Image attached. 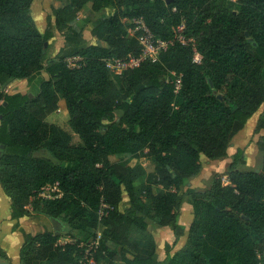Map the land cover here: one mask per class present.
Masks as SVG:
<instances>
[{"label":"trees","instance_id":"16d2710c","mask_svg":"<svg viewBox=\"0 0 264 264\" xmlns=\"http://www.w3.org/2000/svg\"><path fill=\"white\" fill-rule=\"evenodd\" d=\"M34 1L0 0V183L12 201L13 220L24 218L29 206L35 213L45 208L64 228L23 233L22 264H79L76 245L57 242L76 238L65 223L76 232L87 230L91 239L102 202L115 210L102 221L98 264H263L264 140L261 168L245 169V151L238 149L209 189L182 190L200 173L201 156L223 161L235 136L264 108V0H54L64 4L53 17L66 45L50 61L53 17L41 33ZM90 2L95 13L115 11L94 23L95 45L73 28ZM138 19L163 40L185 24L201 63L192 46L176 44L159 61L115 77L106 60L140 53L141 32L129 38ZM70 58L81 59L77 67L69 66ZM42 72L49 79L38 95L5 91L11 82ZM172 72L183 75L178 93L168 82ZM61 100L80 143L46 121ZM262 130L264 111L254 133ZM125 155L151 160L155 172L137 185L128 160L110 161ZM56 184L63 196L44 207L37 195ZM125 195L130 204L121 212ZM186 198L194 220L185 245L172 255L185 235L177 219ZM150 221L175 235L163 261ZM0 260L10 263L1 248Z\"/></svg>","mask_w":264,"mask_h":264},{"label":"rangeland","instance_id":"374dc122","mask_svg":"<svg viewBox=\"0 0 264 264\" xmlns=\"http://www.w3.org/2000/svg\"><path fill=\"white\" fill-rule=\"evenodd\" d=\"M64 6L63 3L61 2H57L54 0H35L34 4H33V17L35 19V22L39 28V30L41 31V33H44L47 28V22H48V17L52 16L53 17V11L54 9L60 8ZM114 9H106L103 10L100 13H95L92 10V3L90 2L88 5H86L81 12L78 15V19L76 20V22L74 23L73 28L82 33L85 41L88 45H95L98 44L96 38H94L92 36V30H93V26L94 23L100 19V18H107L110 17L111 15L114 14ZM52 31H53V38L49 41V46H48V53H47V60H56L57 59V55L59 53V51L66 45V40L64 38V34L61 33L57 28H56V24H55V18H52ZM106 46V45H104ZM49 79V76H48ZM43 78L41 76H37L32 78L31 80H28L29 83H31V89H30V94L32 96H36L40 93V86L41 83L43 82ZM47 80V79H46ZM22 83V82H21ZM6 91V89H5ZM264 108H261V110L259 111V113L263 110ZM59 120H60V128L64 129L65 131H67L69 134L73 135L74 137V143H80L79 138L74 134L70 123H69V118H68V114L66 113V109L64 106H61V109L59 110ZM117 116L120 117L121 113L117 112ZM234 144V140L233 143ZM235 146H231L229 151H228V156L223 160V161H212L207 159L205 156L202 155V159L201 160V171L200 173L192 178H189L186 180V184L182 190V193L186 192L187 189L194 187V189L196 190H207L210 188L211 183L213 178L215 177V175L217 174H225L227 172L228 166L232 163L233 161V156L236 153V150L234 148ZM41 154V153H40ZM43 154V153H42ZM46 154V153H44ZM48 157H50V154H46ZM121 159L123 160H128L131 165L133 166V168L135 169V173H136V180H137V185H141L142 183H144L147 180V177L154 173L156 170V165L149 159H141L140 161H135L133 159H131V155H125L122 158H120L118 161H120ZM251 160L254 159V157H250ZM262 160L260 159V157H258V161L254 162L252 161L250 164L247 163V166L245 169H256V168H261L262 166ZM227 165V166H226ZM161 190V188L159 187H155V191L159 192ZM188 201V198L185 199V202ZM45 202L46 201H41V204L45 207ZM129 199L127 197V195L124 196V201L121 205L120 211L124 212L125 209L127 208V206L129 205ZM190 207L191 208V214L192 217L194 218V211L193 208L191 207V205L189 203H187V205L184 206L185 210L186 208ZM28 209H30V211H28V214L26 216H28L29 214H31L32 217H40L43 220H47V217H49V213L45 210H43V212L39 213V216L37 213H35L33 211V207L29 206ZM40 221V219H38ZM66 226H68V231L71 233L72 237H76L73 238L74 240H78L81 239L82 241H86L90 239V233L87 232V230L85 232H81V231H74L73 229V225L74 224H67L65 223ZM185 229L184 232H186V230H188L189 232V228L188 224H185ZM48 226L49 229L53 230V223L51 224V222H48ZM62 227L64 228L63 224ZM188 227V228H187ZM103 229V228H102ZM169 229V228H168ZM166 231V229H163L162 227H160L159 225L155 224V222H149V231L152 234V236L155 238L157 245H158V254L159 257L162 254L163 257H166V245H170L173 244L175 241V235L172 231ZM101 230V229H100ZM132 236H136L137 233H131ZM185 237V236H184ZM181 238V241H185V239ZM86 239V240H83ZM169 243V244H168ZM178 247H175L173 252L175 251V249ZM264 261V259H263ZM101 264H104V262H102Z\"/></svg>","mask_w":264,"mask_h":264},{"label":"crops","instance_id":"0c3cea01","mask_svg":"<svg viewBox=\"0 0 264 264\" xmlns=\"http://www.w3.org/2000/svg\"><path fill=\"white\" fill-rule=\"evenodd\" d=\"M100 45L106 47L104 46L106 44L102 42L100 43ZM37 76H41L44 80H48V74L45 72H42L40 75ZM30 89L31 83H29L28 80H16L10 83V85L6 88V92L10 95H14L17 93L29 95ZM63 103L66 107V113L69 115L65 100L60 101L59 110L61 109V105ZM59 110L56 113L50 115L46 121L50 124L61 127L59 120ZM263 111L264 109L260 113L258 112L251 120H249L245 129L235 136L234 144H232V146H235L234 148L236 152L238 149H242L245 151L244 159L246 162H248V164H250L252 161L257 162L258 157H260V159L263 161V153L260 151L259 142L264 140V130H262L258 134L254 133L260 115ZM68 118L70 120L69 116ZM250 157H254V159L251 160ZM119 159L120 157L117 156L110 157V161L112 163L118 162ZM201 160H203L202 156ZM192 188L194 189V187ZM187 203L188 202L184 203L182 211L177 219L178 225L181 226L183 229H185V224H188L189 227L194 220L191 214V208L188 207L186 208V210L184 208ZM11 204V199L6 195L4 188L0 183V248L7 253L8 257L10 258L11 264H22L21 251L25 244L23 233L36 235L44 232L45 230H51L49 229L48 222L50 221L52 224V218L48 215L49 217H47V220H43L40 217H32L31 214H29L28 216H25L24 218H21L19 220H13L11 214ZM28 211H30V209H28ZM37 214L39 216V213ZM38 219H40V221ZM168 228L169 227H165L163 229H166L167 231ZM168 231L172 230L169 228ZM184 233L185 241H181L180 239L178 245L176 246L178 248H176L174 252L172 251V255L179 251L185 245L189 232L188 230H186V232ZM159 258L161 261H163L166 257H163L161 254Z\"/></svg>","mask_w":264,"mask_h":264},{"label":"built area","instance_id":"2783aa9c","mask_svg":"<svg viewBox=\"0 0 264 264\" xmlns=\"http://www.w3.org/2000/svg\"><path fill=\"white\" fill-rule=\"evenodd\" d=\"M137 27L129 32V38L133 37L136 32H141L138 37L140 53L138 55H129L125 58H109L106 60V65L109 71L115 76L120 77L125 73L134 71L142 67L143 64L150 62L155 63L159 61L160 56L163 53L169 51V49L176 44L183 46H192L195 53V62L200 64L202 57L198 53L194 41L192 39H187L184 30L185 24L174 30V35L171 39L163 40L156 37V35L151 31V29L146 25L144 19H138L135 21ZM80 58H70L68 59L69 66L71 68L77 67V62ZM171 78L168 82L175 86V91L178 93L183 85V75H179L172 72ZM63 196V193L59 189V185L48 186L43 188L37 195V200L40 201H53L59 199ZM115 210L114 207L102 202L100 210L98 212V217L100 224L97 229L92 231L93 237L87 241L78 242L71 238H61L57 242V246L65 247L69 244L76 245L78 249V262L79 264H98L97 255L101 250V243L103 242V236L105 227L103 226V220L109 216L111 212ZM103 228V229H102ZM101 229V230H100ZM105 254V251H103ZM259 259L264 264V254L259 253Z\"/></svg>","mask_w":264,"mask_h":264},{"label":"water","instance_id":"95a60500","mask_svg":"<svg viewBox=\"0 0 264 264\" xmlns=\"http://www.w3.org/2000/svg\"><path fill=\"white\" fill-rule=\"evenodd\" d=\"M47 46H48V43H46V47ZM0 119H2V117H0ZM3 148L4 147H2V149ZM1 156H2V151L0 150V158H1ZM52 223H53V227H54L55 232L59 233L63 230L62 223L60 221H58L56 219H52ZM0 264H11V263L0 260Z\"/></svg>","mask_w":264,"mask_h":264}]
</instances>
